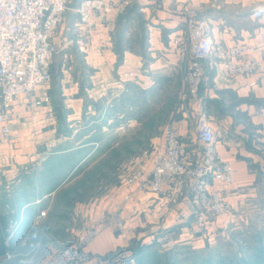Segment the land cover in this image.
Here are the masks:
<instances>
[{
  "label": "crops",
  "instance_id": "1",
  "mask_svg": "<svg viewBox=\"0 0 264 264\" xmlns=\"http://www.w3.org/2000/svg\"><path fill=\"white\" fill-rule=\"evenodd\" d=\"M116 1L123 5V11L111 13L108 22L97 19L90 46L79 49L74 43L73 25L80 0H70L60 27L81 58L82 67H61V79L49 85L53 119L44 120L41 109H20L19 119L10 126L17 138L0 139V234H8L5 240H10L12 248L23 247L27 239L15 242L14 234L27 236L42 221L38 218L41 211H50L52 206V212L54 205H60V190L96 150L92 142L75 140L84 130L80 123L88 113L87 94L98 98L108 86L122 89L129 82L145 86L164 74L179 76L182 84L181 68L169 70L168 65L174 61L171 38L183 26L186 9H193L198 19L207 22L213 42L225 46L234 41L253 43L255 55L262 54L264 0ZM203 72L211 89L201 88L199 99H188L187 103L193 116L208 108L220 117L221 124L215 128L216 147L232 168V182L224 189L230 211L213 218L208 231L226 237L241 228L250 212L258 211L262 198L259 193L239 191L254 184L258 171L264 174V116L256 113V107L264 104V76L227 81L222 69L208 62ZM188 109L181 119L174 120L181 138L188 130ZM68 166L71 171L67 178ZM123 247L118 232L107 230L86 250L105 264L104 256Z\"/></svg>",
  "mask_w": 264,
  "mask_h": 264
},
{
  "label": "built area",
  "instance_id": "2",
  "mask_svg": "<svg viewBox=\"0 0 264 264\" xmlns=\"http://www.w3.org/2000/svg\"><path fill=\"white\" fill-rule=\"evenodd\" d=\"M69 3L70 0H0V139L17 138L11 134L10 126L19 119L20 109H41L44 120L54 118L48 92L55 52L51 39ZM122 6L116 0H80L73 25L75 46L89 47L96 20L110 21L111 13H121ZM210 35L207 22L198 19L191 8L184 12L180 31L172 35L174 61L168 69L181 68L179 99L183 105L188 99L198 100L201 88L211 89L203 72L205 62L220 67L227 81L264 76V48L256 56L253 43L234 41L225 46L213 42ZM256 113L264 116V104L256 107ZM187 123V133L181 138L175 121L168 122L158 142L133 159L120 204L114 205L112 222L117 226L114 232H120V213L134 193L152 200L167 215L186 223L188 233L200 237L208 234L213 218L229 213L224 189L232 182V168L218 153L215 127L204 110ZM44 215L41 211L38 218ZM102 218L105 216L93 219L77 241L60 252L51 264H88L95 260L102 264L86 250L100 233Z\"/></svg>",
  "mask_w": 264,
  "mask_h": 264
},
{
  "label": "rangeland",
  "instance_id": "3",
  "mask_svg": "<svg viewBox=\"0 0 264 264\" xmlns=\"http://www.w3.org/2000/svg\"><path fill=\"white\" fill-rule=\"evenodd\" d=\"M63 33L59 27L51 39L55 51L51 83L61 79V67L81 68L83 63ZM180 93L179 76L164 74L145 86L130 82L122 89L108 86L98 98L87 94L88 113L80 123L84 130L75 140L92 142L96 150L60 190V205L56 204L59 207L54 205L51 212L50 206V211H44L39 226L27 236L13 235L15 242L27 238L23 247L12 248L10 240H5L8 234H0V264H51L98 215L105 218L100 219L102 229L94 240L104 231L114 232V205L120 204L132 161L158 142L168 122L181 119L188 103L184 101L183 105ZM206 116L213 127L220 126L218 114L207 108ZM186 117L189 121L196 115L188 109ZM69 168L65 169L66 175ZM259 174L260 171L254 184L239 191L260 194L258 211L250 212L241 228L233 229L226 237L211 231L204 237L188 233L186 223L134 193L120 213L118 239L124 247L104 256L105 264H264V174Z\"/></svg>",
  "mask_w": 264,
  "mask_h": 264
},
{
  "label": "trees",
  "instance_id": "4",
  "mask_svg": "<svg viewBox=\"0 0 264 264\" xmlns=\"http://www.w3.org/2000/svg\"><path fill=\"white\" fill-rule=\"evenodd\" d=\"M130 83V82H129ZM2 243H3V241H2V238H1V236H0V250H1V248H2Z\"/></svg>",
  "mask_w": 264,
  "mask_h": 264
}]
</instances>
